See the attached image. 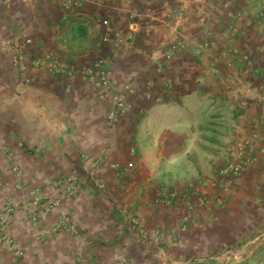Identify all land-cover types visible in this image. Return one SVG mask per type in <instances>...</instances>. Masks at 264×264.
<instances>
[{
    "label": "crops",
    "instance_id": "0c3cea01",
    "mask_svg": "<svg viewBox=\"0 0 264 264\" xmlns=\"http://www.w3.org/2000/svg\"><path fill=\"white\" fill-rule=\"evenodd\" d=\"M98 59L111 89L84 72ZM263 89L264 0H0V264H110L131 244L165 247L136 256L162 264L241 240L264 264ZM112 98L125 110L109 125ZM254 132L255 163L223 193L217 167ZM191 183L212 209L155 201ZM56 218L70 233L32 239Z\"/></svg>",
    "mask_w": 264,
    "mask_h": 264
},
{
    "label": "rangeland",
    "instance_id": "374dc122",
    "mask_svg": "<svg viewBox=\"0 0 264 264\" xmlns=\"http://www.w3.org/2000/svg\"><path fill=\"white\" fill-rule=\"evenodd\" d=\"M227 158V157H226ZM11 170V175L13 176L14 178V181H12L13 183V186H15L17 189H20L22 191H25V192H28L29 190L28 189H24L20 183L19 180H16L15 178H19L21 177V170H20V167H13V168H10ZM18 181V182H17ZM31 191H35V190H32L30 189ZM171 190H175V189H171ZM177 190V197L176 199L173 201V202H176L178 200H181V201H185L186 203V206L187 208H190L188 213H196L197 210H198V207H202L203 210H206V209H212L213 208V205L211 204V201H209V203H207L206 206H204V203L202 205H199L198 203H200L201 200H199L200 198V192L202 193V187L199 183H191V184H187V185H184L183 187H181L180 189H176ZM230 188H228V190L224 191L223 189H221V191L223 193H226L229 192ZM29 193V192H28ZM182 193H185L184 196H182L181 194ZM7 205V204H6ZM4 206V209H0V212L1 213H5L6 210H7V206ZM6 208V209H5ZM205 208V209H204ZM34 220V222H36V218L31 216ZM3 218V216H0V220ZM182 220L184 222H187L188 221V214L185 213V215L182 216ZM69 221L67 219H64V218H56L54 220V224L50 227H47V228H44L43 230H39V231H33L32 234H31V237L34 241H39V240H42V239H46L48 238L49 236H53V235H57L61 232H67V233H70V230L69 228L67 227V224ZM131 225L130 223L128 224L129 225V228L131 229V231L134 233V237L135 238H138V239H145L146 242L149 241V238L151 236H149V232H143L140 230V228H142L141 226L138 225V223L136 222L135 225L134 224V221L131 220ZM66 227V228H65ZM164 232V229L162 228H157V232H156V238H157V244H160V242L162 241V238H164V235H162ZM142 234V235H141ZM143 234L145 236H143ZM192 235H197L196 232H192ZM244 238V236L242 237ZM11 239H12V236L6 231V227H2L0 228V241L1 240H5L6 242H11ZM152 240V237L150 238V241ZM143 241V240H142ZM153 241V240H152ZM242 240L239 241V243L237 244H233V245H226V246H223V247H208L206 249L203 250L202 247H192L190 248L189 250L192 251H195L194 253H191L190 252V255H205V256H218V257H225L227 258L226 261H233V264H252L250 263L246 258L247 255L251 254V251L253 250V248L251 249V247L247 246V245H241V244H244L245 242L243 241L242 243ZM241 243V244H240ZM249 247V248H248ZM145 248H143L144 250ZM188 248L187 247H184V248H175V254H189L188 253ZM167 251V252H166ZM146 253L142 252V250L140 249V247L136 246V245H129V246H126V247H121V248H118V250H116L114 253L111 252L110 254H116V255H119V254H122V256L125 257V259H119L118 261H114L110 264H156V263H149V262H146V263H139L137 262V260H139V258H137L136 256H140V255H145V254H154V255H162V256H165L167 254H169V250L163 246H159V247H156V248H153V249H150V248H146ZM167 253V254H166ZM20 255V253H19ZM136 257V258H135ZM185 260V259H184ZM183 261V260H181ZM80 264H86L85 262L83 263H80ZM101 264V263H100ZM109 264V263H108ZM162 264H170V263H162ZM255 264H263V263H255Z\"/></svg>",
    "mask_w": 264,
    "mask_h": 264
},
{
    "label": "built area",
    "instance_id": "2783aa9c",
    "mask_svg": "<svg viewBox=\"0 0 264 264\" xmlns=\"http://www.w3.org/2000/svg\"><path fill=\"white\" fill-rule=\"evenodd\" d=\"M96 21L103 25V34L101 40L104 42H109L112 40L111 29L109 24L100 18ZM84 72L91 79L96 80L99 86H102L106 89H111V77L108 71L105 70V60L98 59L93 61L91 64L87 65L84 68ZM114 101V108L107 115V123L111 125L114 123L115 118L121 112L120 110H125L124 98H112ZM261 107L264 110V89L261 92ZM260 139L258 133L254 132L249 134L246 137H243L240 141L237 142L234 149L229 153L227 158L222 162L219 167H217L215 172L214 180L211 182L213 186H220L224 191L228 190L234 182H236L239 176L244 172V170L255 163L256 161V144L257 140ZM96 163H92L87 168L88 176L95 175ZM177 190H165L161 193H158L155 201H161V198L165 199L166 203L171 204L177 195ZM182 196L185 193L181 194ZM199 200H203L200 196ZM225 257L219 258H207V257H195L187 258L180 262H170V264H233V261H226Z\"/></svg>",
    "mask_w": 264,
    "mask_h": 264
}]
</instances>
